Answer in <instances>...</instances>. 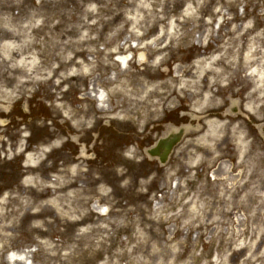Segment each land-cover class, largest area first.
I'll list each match as a JSON object with an SVG mask.
<instances>
[{"label":"rangeland","instance_id":"1","mask_svg":"<svg viewBox=\"0 0 264 264\" xmlns=\"http://www.w3.org/2000/svg\"><path fill=\"white\" fill-rule=\"evenodd\" d=\"M0 264H264V0H0Z\"/></svg>","mask_w":264,"mask_h":264},{"label":"water","instance_id":"2","mask_svg":"<svg viewBox=\"0 0 264 264\" xmlns=\"http://www.w3.org/2000/svg\"><path fill=\"white\" fill-rule=\"evenodd\" d=\"M184 132L185 130L182 128L178 132L161 139L157 147L151 150V154L160 155L161 161L165 163L168 160L169 154L173 150L174 146L181 140Z\"/></svg>","mask_w":264,"mask_h":264},{"label":"flooded vegetation","instance_id":"3","mask_svg":"<svg viewBox=\"0 0 264 264\" xmlns=\"http://www.w3.org/2000/svg\"><path fill=\"white\" fill-rule=\"evenodd\" d=\"M167 135V133H165L164 135H161L156 141H155V143H153L150 147H148V148H146V155H147V157H149L150 158V156H149V153H150V151L156 146V144L158 143V141L162 138V137H164V136H166ZM73 140V139H72ZM28 153V152H27ZM65 156H66V158H69L71 155H70V153H65ZM66 158H63L64 159V164H67V163H70ZM171 158V157H170ZM153 159H155V158H153ZM170 160V159H169Z\"/></svg>","mask_w":264,"mask_h":264}]
</instances>
